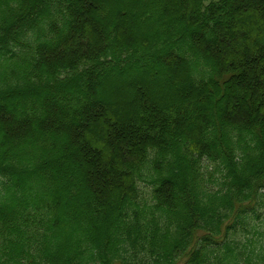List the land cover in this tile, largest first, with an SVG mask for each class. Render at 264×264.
Wrapping results in <instances>:
<instances>
[{
  "label": "trees",
  "instance_id": "obj_1",
  "mask_svg": "<svg viewBox=\"0 0 264 264\" xmlns=\"http://www.w3.org/2000/svg\"><path fill=\"white\" fill-rule=\"evenodd\" d=\"M0 264H264V0H0Z\"/></svg>",
  "mask_w": 264,
  "mask_h": 264
},
{
  "label": "rangeland",
  "instance_id": "obj_2",
  "mask_svg": "<svg viewBox=\"0 0 264 264\" xmlns=\"http://www.w3.org/2000/svg\"><path fill=\"white\" fill-rule=\"evenodd\" d=\"M110 3H111V10L114 11L115 8L118 6V4L121 3V0H110ZM131 80L132 78L129 79L120 78L118 80H112L108 83H104L101 92L102 95H104V98L106 99L107 103L110 105L122 107L124 105L123 101L127 100L128 94L126 91L133 87V83H132L133 81ZM126 84L128 85L126 86ZM167 85L169 86L170 83L167 82Z\"/></svg>",
  "mask_w": 264,
  "mask_h": 264
}]
</instances>
